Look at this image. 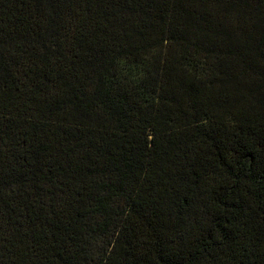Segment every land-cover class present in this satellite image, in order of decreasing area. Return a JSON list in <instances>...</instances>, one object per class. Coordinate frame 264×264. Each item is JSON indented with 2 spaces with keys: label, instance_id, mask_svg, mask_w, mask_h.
<instances>
[{
  "label": "trees",
  "instance_id": "obj_1",
  "mask_svg": "<svg viewBox=\"0 0 264 264\" xmlns=\"http://www.w3.org/2000/svg\"><path fill=\"white\" fill-rule=\"evenodd\" d=\"M0 264H264V0H0Z\"/></svg>",
  "mask_w": 264,
  "mask_h": 264
}]
</instances>
